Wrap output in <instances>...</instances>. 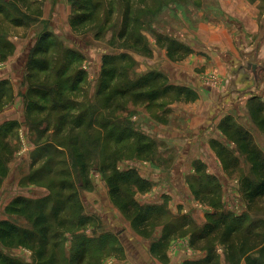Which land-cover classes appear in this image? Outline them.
<instances>
[{
	"label": "rangeland",
	"instance_id": "374dc122",
	"mask_svg": "<svg viewBox=\"0 0 264 264\" xmlns=\"http://www.w3.org/2000/svg\"><path fill=\"white\" fill-rule=\"evenodd\" d=\"M36 1L42 17L45 8L46 13L50 11L49 20L39 24L22 20V27H15L10 20L4 19V15H0V42L9 41L13 45L12 55L5 56L2 58L4 61L0 62V81H9L14 94L12 102L7 105L8 110L5 112L6 107L0 110V126L13 119H16V123L21 121L22 109L24 111L26 108L21 93L29 92L30 87L34 86L25 78L26 56L28 48L35 44L36 36L43 31H49L57 43L52 51L53 58L67 48L78 50L83 55L82 67L86 66L88 71L87 80L77 93L78 102L80 106L91 105L92 113L96 112L89 124L92 126L80 132L75 141L73 136L76 138V133L70 135L73 140L67 134L51 137L50 140L53 131L50 126L55 125L58 114L53 115L48 125L51 131L44 138L37 135L49 122L46 112L43 115L34 114L32 118V121L42 124L36 128L37 134H20V137L21 127L16 124L12 136L4 141L9 148L5 152L0 150V173H4L0 176V222L9 220L20 229L32 230L33 223L26 214L13 216L6 213L7 207L17 198L31 201L33 211H43L50 217L52 229L48 249L54 245L57 247L58 264H185L188 252L180 257L172 256L170 251L184 248L182 244L185 242H181L180 234L189 232L194 225L200 227L191 216L197 217L200 212L205 217L211 213L213 205L223 207L234 216H245V227L251 221L264 222V198L249 207L243 198L241 186L244 178L255 183L258 179L252 174L250 163L233 146L230 136L223 132L228 127L232 129L231 135L237 128L247 132L264 154V130L259 127L262 118L255 120L253 116L258 105L264 107V100L247 103L246 106L243 102L236 103L239 110L235 111L233 101L224 98L215 107L213 114L217 111V116L211 122L200 129H189L186 134L181 133L185 132V125L172 122L168 117L172 106L180 104L185 107L196 103L201 91L206 92L208 88L217 91L223 87V82L220 84L221 81L212 79L210 75H203L193 82L196 88L193 87L190 82L171 73L172 65L165 61L163 55L166 49L169 57L172 53L171 61L176 62L172 60L175 49L181 47L183 52L188 49L181 45L178 36H184L183 30L195 25V9L206 7L211 1L132 0L124 39L119 37L124 17L120 0H113L111 6L108 0H101L98 21L86 29H78V32L72 31L69 25L72 14L69 0H66L68 13L66 8L57 7L56 0H53V4L50 0ZM27 6L20 5L25 13ZM33 7L37 5L30 7V10L34 11ZM261 7L264 10V6ZM110 8L111 15L108 14ZM204 16L210 17L209 14ZM11 18H15V15L12 14ZM106 21L107 25L104 23ZM152 41H156L158 48H152ZM169 46L172 49L169 50ZM105 54L116 55L117 58L124 55L125 59L118 61L117 67L128 74L130 81H138L153 73L154 77L162 78L160 91L168 88L169 92L150 105L146 98L139 100L131 96L126 97L125 101L116 98L104 104L95 95L100 78L99 65ZM176 54L180 57V53ZM15 100H19V104L11 112L9 110ZM261 117H264V113ZM108 121L104 129L102 125ZM118 125L125 129V134L114 132L110 135L112 128ZM37 139H40V143H37ZM25 140L36 147L50 141L54 145L58 142L64 145V151L57 154L56 149L46 148L40 154L36 148L29 153L30 145L28 150L22 152ZM204 143H208L222 163L228 178L226 181L206 174V166L200 158H206L210 163L211 154L204 148ZM75 151L82 157L78 159ZM139 151L145 153L141 155ZM50 159L51 165H45L36 177L31 176L35 171L32 172L31 168L33 162L41 160L37 169ZM78 160L80 166L77 165ZM82 161L84 166H81ZM182 167L186 171L177 178ZM175 168L178 175L173 173ZM113 171L123 174L134 172V178L128 184L122 183L121 188L125 202H135L143 212L148 207L152 210L154 215L145 233L133 227L132 220L122 210V202L110 196L108 179ZM41 199L50 201L36 204ZM55 204L62 209L57 220L51 215V208ZM235 206L239 208L238 211ZM130 207L133 209L131 204ZM183 208H186L187 215L181 214ZM159 210L160 219L155 221ZM167 223L174 226L166 234L163 230ZM58 225L64 229H56ZM263 228L262 224L257 226V230ZM84 239L87 251L83 258H79L77 244ZM153 247L155 251H152ZM190 249L200 252L196 248ZM0 252L25 264L37 263L32 251L25 247L0 246ZM216 255L219 264H230L223 247L217 246ZM241 264L246 263L243 261Z\"/></svg>",
	"mask_w": 264,
	"mask_h": 264
},
{
	"label": "trees",
	"instance_id": "16d2710c",
	"mask_svg": "<svg viewBox=\"0 0 264 264\" xmlns=\"http://www.w3.org/2000/svg\"><path fill=\"white\" fill-rule=\"evenodd\" d=\"M108 1L111 6L113 0ZM120 1L123 3L124 17L122 22L123 30H121L119 37L124 39L126 37L124 29L128 28V17L131 13L132 0ZM36 3V0H0V15H4V19L10 20L15 27H22V20L29 24H39L42 21V11ZM69 4L72 9L69 20L72 31L78 32V29H86L88 25L95 24L98 21L102 4L101 0H69ZM20 5H28L26 13L23 12ZM35 5H37V7H33L35 10H30V7ZM12 14L15 15V18H11ZM108 14H112L111 8ZM104 23L107 25L108 21ZM35 39V44L28 48L26 63L24 65L25 78H27L28 82L34 84V86L30 87L29 92L23 91L21 93L26 107L23 111L24 124L30 128L31 133L37 134L36 128L41 127L42 124L41 122L36 123V121H32V118H34V114L43 115L46 112V120L49 122L47 127L41 129L42 131L38 133L39 136L37 135V137L41 138L43 135L42 138H44L50 133V128L53 127V131L49 137L50 140H52L51 137L55 138L63 134H67L72 139V135L78 134L76 138L73 136L75 141L79 137L80 132L92 123V118L96 112L92 113L91 105L87 107L84 105L80 106L78 102L77 93L87 80V72L82 67L84 57L78 50L67 48L64 49L62 54L53 58L52 55L54 54L52 51L57 46V43L53 41V37L49 31H43ZM170 49H172V46H169ZM181 50V47L175 49L176 53H180L179 58H184L190 53L189 50H185L184 52ZM12 51L13 45L9 41L0 42V62L4 61L2 58H5V56L12 55ZM82 51L84 52L83 49ZM115 56L105 54L102 57L98 91L95 96L104 104L111 103L116 98L125 101L126 97L131 96L139 100L146 98L150 105L169 92L168 88L160 91L161 86L159 87V85L162 82V78L158 79L159 77H154L153 73L142 77L138 81H130L128 74L119 71L117 67V62L125 59L124 55L120 58ZM13 98V89L9 81H0V110L11 103ZM263 113L264 107L262 105H258L253 113L255 120L262 118L261 123H259V127L262 130H264V117H261ZM54 114H58L55 118V125H51L49 128L48 125L52 122ZM107 124H109V121L104 122L102 127L105 129ZM122 128L118 125L112 128L109 134L111 135L114 132H118L120 135L125 134V129ZM15 130L16 123L14 122H10L3 127L0 126V150L2 152H5L9 148L8 143L4 144V141L12 136ZM231 130L228 127L223 132L227 136H230V141L250 163L251 172L258 179L256 183L248 178H244L241 181L243 198L249 207H252L264 198V154L256 147L250 134L237 128L231 135ZM126 136L131 138L130 135ZM37 143H40V139H37ZM52 143L53 141L46 142L44 145L40 144L37 147L38 150H36L40 154L46 148L56 149L55 152L57 154L64 151V145L58 142L57 145ZM144 153L142 151L140 154ZM75 155L78 159L82 157V154H78L76 151ZM51 163V159L47 160L44 166L42 165L36 169V166L41 164V160L36 163L33 162L31 168L32 172L33 170L35 171L31 176L36 177L45 168V165L49 166ZM79 164L78 160L77 165L80 166ZM0 172H2L1 169ZM3 174L0 173V176ZM134 175V172L123 174L113 171L108 179L109 194L113 199L122 202L120 204L122 210L132 220L133 227L141 229L145 233L146 228L149 227L152 215H154L151 213L152 210L148 207L143 212L142 207H139L135 202H125L124 192L121 188V184H128L134 178ZM49 201L48 199H41L36 204L41 205ZM31 204L32 202L27 199L17 198L7 207L6 213L8 215L21 216L26 214L33 223V229H20L9 220H2L0 222V246L2 248L25 247L32 251L36 258V264H58L57 247L54 245L50 250L48 249L52 229L50 217L43 211L38 213L35 212L36 210L33 211L30 206ZM130 204L133 209H131ZM212 209V212L206 215L207 222L205 224L200 227L194 225L189 232L179 235V237L188 236L190 247L200 250L203 254V257L198 260L186 261L185 264H219L218 256L216 255L218 245L224 248L226 260L230 264H241L243 261L246 264H264V228L257 230V226L259 224L264 225V222L251 221L245 227L244 224L247 222L245 216H234L220 206L213 205ZM61 210L56 204L52 206L51 215L54 220H57L60 212H62ZM159 214L160 210L156 214L155 221L160 219ZM60 225L56 229H64ZM173 226L174 224L167 223L163 231L167 234L168 230L173 228ZM77 249V257L83 258V255L87 251L85 239L77 244ZM152 251H155L154 247ZM0 264L25 263L0 252Z\"/></svg>",
	"mask_w": 264,
	"mask_h": 264
},
{
	"label": "crops",
	"instance_id": "0c3cea01",
	"mask_svg": "<svg viewBox=\"0 0 264 264\" xmlns=\"http://www.w3.org/2000/svg\"><path fill=\"white\" fill-rule=\"evenodd\" d=\"M190 1L187 0V2ZM209 1L211 2L206 7L202 6L200 9H195V25L183 30L184 36H178L181 45L187 47L190 53L184 58H179L174 53L175 56L172 60L176 62H172L170 59L172 53L169 57L166 49L163 52L165 61L172 65L170 67L171 73L176 74L181 79L192 84L201 79L203 75L204 77L210 75L209 77L212 79L221 81L220 84L223 82V87L217 91L207 89L206 92L201 91L196 103H191L185 107L180 104L172 106L168 117L172 122L185 125V132H181L185 134L189 129H200L211 122L213 117L217 116L215 115L217 111L213 114L215 107L224 98L233 101L235 111L239 110L236 103L243 102L246 106L247 103L264 100V10L261 7L264 6V0ZM50 3L53 4V0H50ZM56 3L57 7H63V10L66 8L68 13L66 0H56ZM45 5L48 3L45 2ZM46 11L45 8L42 21L50 19L51 13L50 11L46 13ZM205 14H209L210 17H205ZM151 44L153 45L152 48H158L156 41H152ZM16 48V54H18V47L16 46ZM101 66L102 60L99 71ZM83 69L88 71L86 66H83ZM17 103L19 104V100H15L14 106L9 111L14 112ZM7 110L8 106H6L5 112ZM7 114L13 115V113L8 112ZM23 114L22 109L19 123H16V119L12 121L20 124V137V134L27 136L31 133L30 128L24 124ZM152 124L154 125V122ZM174 128L176 129V127ZM175 131L180 132L179 130ZM30 145L32 146L29 153L37 148L34 144L26 143L25 140L22 152L28 150ZM205 147L211 154L210 163L206 158H200L206 166V174L216 177L220 181H226L228 178L222 163L215 156L208 143H204ZM179 164L181 165V163ZM175 171L176 168L173 173L175 175L179 173L177 178H180L184 175L186 168L182 167L178 173ZM159 204L162 206L161 203ZM233 211H235L234 208ZM181 214L183 216L188 214L186 208L182 209ZM191 217L199 226L207 222L206 216L204 217L200 212L197 217L195 215ZM181 242H185L182 244L184 245L183 251L175 248L170 251L172 256L180 255L182 257L188 252L190 256L188 255L186 261L198 260L202 257V253L190 249L188 236L182 237Z\"/></svg>",
	"mask_w": 264,
	"mask_h": 264
},
{
	"label": "built area",
	"instance_id": "2783aa9c",
	"mask_svg": "<svg viewBox=\"0 0 264 264\" xmlns=\"http://www.w3.org/2000/svg\"><path fill=\"white\" fill-rule=\"evenodd\" d=\"M235 208H236V209H237V211H238V209H239V208H238L237 206H235ZM235 208H234V209H235Z\"/></svg>",
	"mask_w": 264,
	"mask_h": 264
},
{
	"label": "water",
	"instance_id": "95a60500",
	"mask_svg": "<svg viewBox=\"0 0 264 264\" xmlns=\"http://www.w3.org/2000/svg\"><path fill=\"white\" fill-rule=\"evenodd\" d=\"M207 90H210L209 88Z\"/></svg>",
	"mask_w": 264,
	"mask_h": 264
}]
</instances>
